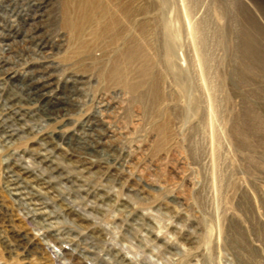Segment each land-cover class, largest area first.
<instances>
[{
	"label": "rangeland",
	"instance_id": "obj_1",
	"mask_svg": "<svg viewBox=\"0 0 264 264\" xmlns=\"http://www.w3.org/2000/svg\"><path fill=\"white\" fill-rule=\"evenodd\" d=\"M70 5L48 0L38 55L4 45L32 7L0 0V66L42 64L65 112L0 72V264H264V69L241 52L264 0H94L81 39Z\"/></svg>",
	"mask_w": 264,
	"mask_h": 264
},
{
	"label": "bare ground",
	"instance_id": "obj_2",
	"mask_svg": "<svg viewBox=\"0 0 264 264\" xmlns=\"http://www.w3.org/2000/svg\"><path fill=\"white\" fill-rule=\"evenodd\" d=\"M19 1H20V5H23L27 2L28 5L32 7L31 12H28L27 14H25L23 23L19 28L13 29L9 27V29H7V33L5 35V38H7V40H6V43L3 40L4 45L11 47V45L14 42L22 38L21 40L27 41L31 43L32 45H34L35 53L38 55H41V53L45 52L47 48H50L48 41L44 39L41 34H39L40 27L38 26V20L42 18L44 9L48 5V0H16L17 3H19ZM93 1L94 0H78V1L74 0L75 5H76V16L74 18L72 14L70 13L71 12L70 8L72 7L71 5L62 9L63 16H64V23L66 25L65 27H69L74 32L76 38L81 39L84 36L88 25L90 26L95 25L97 27L100 24V21H102L104 17V13L97 14L95 11L91 9L93 5ZM8 8H9L8 10H10L12 14V12L15 9V6L11 4ZM127 15H130V13L129 14L127 13ZM251 21H252L251 22L252 26L250 25L251 27L248 30H244V33L242 34L241 52H242V55L246 57V59L248 57V58H251L252 61L253 59L261 61L263 69H264V30H263L264 28L258 23L259 21L256 22L253 19H251ZM131 23L132 22H130V25H127V27L124 30V33L116 32V28H118V25H119V19L115 18L114 16L110 22H106L104 24V33L106 34L108 32L114 31L112 36L109 33L113 44H118L121 41H128V42L133 43L136 41V36H135L136 29H135V26ZM100 30H101V27H100ZM101 36H103V34H98V33L96 34V37L98 39L102 38ZM104 38H106V36ZM118 55L119 57H117L113 61L112 65L114 67L112 69V72H110L114 76L121 75L122 70L119 65L120 60L121 58L124 57V55H126V57H129L130 51L128 52L125 51L124 53L120 51ZM3 63L6 65L7 64L6 60H4ZM5 65H3L2 67L0 66V72L10 79L22 80V82L24 83V89L28 97L31 100H37L39 102H43L41 106L47 107L49 111H52L56 113L57 115L58 114L65 115V112L63 113L60 112V107H59L60 102L59 101L61 100V97L55 96L53 93L52 82L50 79L51 74H49V71L47 70V68L45 69V67L42 64L32 65L30 66V68H33V69L27 68L24 72L19 73L17 71H12L10 68L6 67ZM54 97H55V100L53 101L52 99ZM9 101L10 103L13 104L14 101L16 100L9 98ZM49 103L51 106H49ZM11 112L14 115H16V117L18 116L17 111L13 112V110L10 109V113ZM10 113L8 114L10 115ZM91 124L92 122H90V125L88 122L90 129H91ZM4 132L6 136L10 139H13L15 137L14 131L12 132L11 130L4 128ZM83 132H84V136H87V134H89L88 129H87V132L85 129ZM83 144H84L83 140L81 139V142L79 145L82 146Z\"/></svg>",
	"mask_w": 264,
	"mask_h": 264
}]
</instances>
